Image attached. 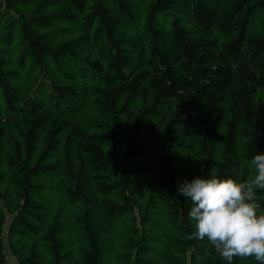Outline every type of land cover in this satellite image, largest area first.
Instances as JSON below:
<instances>
[{"label":"trees","instance_id":"trees-1","mask_svg":"<svg viewBox=\"0 0 264 264\" xmlns=\"http://www.w3.org/2000/svg\"><path fill=\"white\" fill-rule=\"evenodd\" d=\"M5 248L264 264V0H0Z\"/></svg>","mask_w":264,"mask_h":264},{"label":"rangeland","instance_id":"rangeland-1","mask_svg":"<svg viewBox=\"0 0 264 264\" xmlns=\"http://www.w3.org/2000/svg\"><path fill=\"white\" fill-rule=\"evenodd\" d=\"M78 121H81V122H85V123H93L95 121L94 119V115H93V110L92 108H88L86 111L84 112H81L79 114V117H78ZM182 159L180 158H177V166L181 165ZM254 170V173L253 175H256L258 174L259 170L258 168L254 167L253 168ZM193 189V186L187 184V182L184 180V178L182 177L181 179H179V196L182 197V195H184L185 193H187V190L188 191H192ZM224 206V201H223V198L219 195H213V194H210L209 195V202H208V206H207V211L209 212H213L216 208L218 210L222 209ZM196 224H197V227L199 228H207L209 223L206 221V220H202L201 218H196Z\"/></svg>","mask_w":264,"mask_h":264},{"label":"built area","instance_id":"built-area-1","mask_svg":"<svg viewBox=\"0 0 264 264\" xmlns=\"http://www.w3.org/2000/svg\"><path fill=\"white\" fill-rule=\"evenodd\" d=\"M3 254L9 264H17V260L10 254L7 248L4 249Z\"/></svg>","mask_w":264,"mask_h":264}]
</instances>
